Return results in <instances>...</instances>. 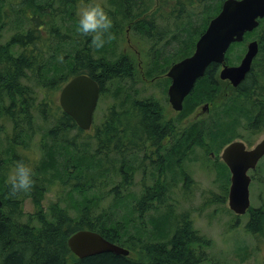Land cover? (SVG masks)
<instances>
[{
  "label": "trees",
  "instance_id": "obj_1",
  "mask_svg": "<svg viewBox=\"0 0 264 264\" xmlns=\"http://www.w3.org/2000/svg\"><path fill=\"white\" fill-rule=\"evenodd\" d=\"M140 1L145 5L137 0L108 1L111 7L105 9L114 21L112 31L116 35L120 33L123 26L120 25L121 20L135 21L132 28L152 40L151 47H158L154 48L157 60L174 63L192 54L197 39L210 19L220 11L224 0H176V7L170 6L173 29L175 27L171 36L167 30L159 28L157 14L146 17L151 0ZM170 1H155L152 13L166 4L170 5ZM200 2L204 3V8L197 22L189 19L185 23L183 14ZM80 3L81 0H0V264H201L205 258L198 248L204 244L209 247L210 241L194 228L187 214L177 215L169 231L170 215L150 211L167 205L171 192L163 175L166 169L173 172L177 159L183 161L195 145L207 147V152L217 153L215 145L220 148L228 144L231 140L227 136L235 134L239 125L253 133L264 126V17L256 28L245 35L244 40L255 33L259 37V51L250 71L231 93L228 90L224 93L218 77L220 64L211 63L184 98L177 122L186 125V128L179 132L174 130L172 119L166 117L165 106L157 99L126 95L124 102L110 105L103 120L85 131L60 106L52 110L51 91L54 84L63 86L73 76L87 73L99 83L102 98L109 83L127 79L135 82L140 70L130 53L107 57V47H111L115 40L94 50L91 37L77 32V6ZM142 12L144 18L140 19L137 16ZM60 15L62 20H59ZM66 24L68 28L64 31L62 25ZM10 30L14 31L3 42L5 31ZM165 36L170 37L168 43L177 41L179 47L170 55L163 51ZM238 44L241 42L233 43L226 54L229 63H235L241 57L237 50H233ZM168 68H162L161 72H167ZM151 70H148L149 74ZM33 73L41 98L39 91H34L28 84ZM206 101L210 115L226 112L231 118L223 121L218 115L217 120L211 119L207 130L202 119L183 124V120ZM52 112L54 124L35 141L36 114L41 116L42 121H47ZM81 133L94 140L92 150L89 149V141H81L80 144ZM168 136L172 146L168 155L162 158L159 154L158 161H153L152 175L155 180L152 185L142 183L138 196L118 193L119 189H127L134 183L138 170L137 158L129 154L139 153L148 141L151 146L158 147ZM206 136L209 138L207 142ZM31 143L36 144L38 150L31 148ZM111 154H116L117 159L113 161ZM99 156L104 160L98 159ZM21 159L34 167L36 184L28 194L11 197L7 177L16 161ZM262 160L251 172L252 182L257 180L255 172ZM115 163L114 171L112 167L104 166H114ZM143 163L142 160L140 166ZM180 168L184 187H187L190 173L182 165ZM92 169H99L100 177H90ZM108 173L118 175L120 180L110 189L116 191L115 203L102 207L99 206V199L104 194H94L91 198L88 193L95 187L105 189L109 182H113ZM54 182L69 187L68 196L73 209L56 204L51 205L49 213L39 207L25 215L23 201L31 196L38 204L47 186ZM223 185L222 192L216 197L221 203L227 198L229 181H223ZM121 208L130 209V215L119 214ZM132 210L137 212L145 229L152 224L154 236H157L155 239L144 240L139 228L141 225L130 219ZM147 214L149 218L146 221ZM246 214V230L264 232V207L250 206ZM80 229L100 233L109 241L129 249V255L103 252L79 258L67 241Z\"/></svg>",
  "mask_w": 264,
  "mask_h": 264
},
{
  "label": "rangeland",
  "instance_id": "obj_2",
  "mask_svg": "<svg viewBox=\"0 0 264 264\" xmlns=\"http://www.w3.org/2000/svg\"><path fill=\"white\" fill-rule=\"evenodd\" d=\"M108 1L109 0H92L91 2H98L104 7H111ZM137 1L141 5H145L140 0ZM155 1L158 0L150 1L151 6L148 9V14L146 15V17H151L152 15L157 14L156 19L158 20L159 28H164V30H167L168 34H170L171 36V34L175 33V27L173 29L174 18L173 14L170 13V6L176 7L177 1L171 0L170 5L166 4L164 7H161L160 10L157 9L152 13V10L155 9ZM197 4L199 5H193L189 7V11L183 14L185 23H188L189 19H191L193 23L197 22L198 18L200 17V11L204 8V3L202 4L200 2ZM137 17L140 19L144 18V13L142 12L141 15ZM59 20H62V15L59 16ZM121 21L122 22L120 25L123 24V26L120 29V33L116 35L117 39L115 40V43L111 45V47H107L108 52H105V54H107L108 58H115L122 52L132 54V56H134L135 63L137 64V66H139L140 72L136 74L134 80L135 82L127 79L123 80L122 82L113 81L107 85L105 93L102 98L99 99L97 108L94 112V122L92 126L100 123L103 120L104 114L110 105H120V103L125 101L126 95H130L132 98L136 97L141 99L146 97H153L160 101V103L165 106L167 119H172L173 121L172 128L179 132L181 129H184L187 126L179 125V122H177L180 119L179 111L173 110L170 107L168 98V86L171 81L166 75V72H161L162 68L170 67L173 61L164 63L163 59L157 60V56L154 55V48L157 49L158 47H151L153 41L148 39L146 35L140 34L132 28V26L136 22L123 20ZM62 26V29L64 31L68 28L67 24ZM178 26H180V24ZM13 31L14 30L5 31L2 37V41H6V39L12 34ZM165 37L166 47L163 49V51L170 55L171 53L176 52V49L179 47H177V41L168 43L167 40L170 37ZM254 38H259L258 36H256V33L241 42V44L233 47V50H237V53H240L241 55L240 59H237L235 63H238L244 56L247 49V42ZM97 53L101 52L98 51ZM176 58L177 57H174V59ZM160 63H163L162 66L159 65ZM149 69H152L150 74L148 73ZM146 72L148 75H146ZM219 80H221L220 85L222 87V90L224 91V93L227 92V88H225L224 85L225 82H223L220 77ZM29 82L32 85L34 91H39V97L41 98V90L37 88V78L34 76V73L30 77ZM61 87L62 85L54 84L52 88V110H56L58 106H60L59 93ZM228 91L229 93L232 92L231 89ZM208 112L209 110L207 111V114L198 116H195L194 112H192L189 114L187 119L183 120V124H186L192 120L202 119L205 121L207 130V125H210L211 119L217 120L218 115L219 118H221L223 121H227L231 118V116L227 115L226 112H222L218 115H210V113ZM208 116H210V118L207 120ZM48 118L49 119L47 121H42L41 116L36 114L35 128L37 130V134L34 137L35 141L40 139L41 136L46 133L47 129L52 124H54L55 119L53 118V112L49 115ZM74 132L75 129H73L72 133ZM87 136L88 135L86 133H81L79 137L80 144L81 141H89V149L92 150L95 146L94 140L88 139ZM227 137H229L231 141L241 139L246 142L247 145L254 146L257 142L264 138V126H262L256 133H253L252 131L244 128V126L239 125L235 130V134H229ZM208 139L206 136L205 141L207 142ZM226 144L227 143H225V145ZM225 145L223 144L222 146H220V148L215 145V147L218 149L217 151L219 152L213 153L207 152V147H202L200 145L198 146L197 144L193 147V151L190 152L183 161L181 160L180 162V159H177V163L173 164L172 170L174 171L171 172L166 169L163 175V179L167 180L169 191L171 192L167 201V205L161 206L157 211L155 209L150 212H160V214L168 213L171 220L170 228H168L169 231L174 225L177 215L187 214V216L193 221L194 228H196L200 234L204 235L206 239L208 238V240L210 241L209 247H207V244H204L202 246L200 245L198 248L201 252H203V257L205 258L201 264H264V232L254 233L246 230L244 225L248 220V214L237 215L229 207L228 194L226 200L222 203L216 199V197L222 192L224 186L223 181L228 180L230 182L231 177L229 167L221 156ZM171 146L172 145H170L167 137V140H163L158 147L151 146L150 142L148 141L146 143V147L144 146V149L139 153H137L136 155L129 154L130 157L135 159L137 158L136 165L138 166V170L136 171L134 176V183L132 185H129L127 189H119L118 193H130L133 195L136 194L138 196L141 192V189L143 188L142 183L145 182L146 185H152L153 181L155 180L154 175H152V171H154L155 165L152 164L153 162L150 160V158H147L146 154L151 151L154 158L159 159V154H161L163 158V156L168 155ZM31 148H33L35 151L36 149L38 150L37 145L34 143H31ZM111 158L113 161L117 159L116 154H111ZM98 159L104 160L102 157L100 158V156ZM142 160L144 161V163L140 166V162ZM181 165L190 173V184L187 185V187H184L185 180L181 177ZM104 166L108 168L112 167V170L114 171V167L117 166V163H115L114 166H110L107 164H104ZM144 170L146 171V173H144ZM99 171V169L90 170V177H93V175H97L100 177ZM255 173L258 176L257 180L251 182L250 185L251 206L261 208L264 207V160H262L260 167L256 170ZM144 176H146L145 179L143 178ZM108 178H111L110 181H114L109 182L108 186H106L105 189L104 187H95L88 193V197L91 198H94L92 197L94 196V194H104V196L99 199V206L102 207H110L112 206V203L114 204L116 201V198L114 197L116 191H110V189L116 186L115 184L118 183L120 177L116 174L114 175L108 173ZM97 184H99V186L101 185L99 181H97ZM63 187L61 185L59 186L58 183L55 182L50 183L47 186L45 192L40 197L38 204L35 203L33 197H27L22 203L23 213L25 215L28 213H32L39 207H42L49 213V208L51 207V205L56 204L64 208L68 207L69 209H73V203L68 196L69 187ZM168 206L173 208V211L169 209ZM123 213H127L130 215V209L128 210L121 208L119 210V214L122 215ZM237 217H239V219H237ZM145 218L147 221V219L149 218V214H147ZM130 219L135 221L137 225H141V227L139 226V228L141 229L144 240L145 238L155 239V237H157L154 236V231L151 223L146 227V229L142 226L143 222L138 219V215L135 210H132ZM144 225H146V223H144ZM207 255L209 257L208 261Z\"/></svg>",
  "mask_w": 264,
  "mask_h": 264
},
{
  "label": "water",
  "instance_id": "obj_3",
  "mask_svg": "<svg viewBox=\"0 0 264 264\" xmlns=\"http://www.w3.org/2000/svg\"><path fill=\"white\" fill-rule=\"evenodd\" d=\"M264 17V0H224L220 11L212 17L199 36L193 53L174 62L166 72L171 83L168 97L171 107L180 111L184 98L194 87L197 79L204 75L213 62L222 64L219 76L238 86L250 71L252 62L259 51V42L253 39L239 64L226 62V52L232 43L242 41L248 31L258 26ZM100 96L99 83L87 73L73 76L62 87L59 102L62 109L70 115L83 130L90 129L94 111ZM208 108V105H207ZM222 158L231 172L228 193L229 207L238 215L247 212L250 200V169H254L264 156V138L253 148H246L242 140L227 144ZM1 206V201H0ZM68 245L79 258L112 252L129 255L130 250L109 241L100 233L90 229H80L68 238Z\"/></svg>",
  "mask_w": 264,
  "mask_h": 264
},
{
  "label": "clouds",
  "instance_id": "obj_4",
  "mask_svg": "<svg viewBox=\"0 0 264 264\" xmlns=\"http://www.w3.org/2000/svg\"><path fill=\"white\" fill-rule=\"evenodd\" d=\"M77 17V32L81 36L91 37V47L94 50L101 49L117 39L112 31L114 21L102 4L81 0ZM35 176L36 172L31 163L23 159L16 161L6 181L10 188L9 196L28 194L36 184Z\"/></svg>",
  "mask_w": 264,
  "mask_h": 264
},
{
  "label": "flooded vegetation",
  "instance_id": "obj_5",
  "mask_svg": "<svg viewBox=\"0 0 264 264\" xmlns=\"http://www.w3.org/2000/svg\"><path fill=\"white\" fill-rule=\"evenodd\" d=\"M233 64H238V63H233ZM30 78H29V80H28V84L30 85V87H32V85L30 84ZM170 81H171V79H170ZM220 82H221V80H220ZM223 82H225V88H227V90H234L236 87H233L232 85H231V83H230V81H228V80H223ZM33 88V87H32ZM170 107H171V105H170ZM172 108V107H171ZM207 110H209V109H207V101L206 102H203V103H201L199 106H197L196 107V109L193 111L194 112V114H195V116H198V115H202V114H207ZM169 136H168V140H169ZM257 144V143H256ZM255 144V145H256ZM254 145V146H255ZM254 146H250V145H247L246 144V147L248 148V149H250V148H253ZM145 154H146V152H145ZM151 155V156H150ZM146 156H147V158H150V160L153 162V161H155V162H157L158 161V158H154V156L152 155V152L150 151L148 154H146ZM263 158H264V156H263ZM263 158H261V160L263 159ZM260 160V161H261ZM155 162H153L152 164H154ZM150 163V162H149ZM256 169V168H255ZM254 169H250L249 170V173L251 174V172L253 171ZM144 173H146V171L144 170Z\"/></svg>",
  "mask_w": 264,
  "mask_h": 264
},
{
  "label": "bare ground",
  "instance_id": "obj_6",
  "mask_svg": "<svg viewBox=\"0 0 264 264\" xmlns=\"http://www.w3.org/2000/svg\"><path fill=\"white\" fill-rule=\"evenodd\" d=\"M170 79V77H168Z\"/></svg>",
  "mask_w": 264,
  "mask_h": 264
}]
</instances>
